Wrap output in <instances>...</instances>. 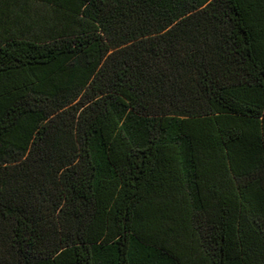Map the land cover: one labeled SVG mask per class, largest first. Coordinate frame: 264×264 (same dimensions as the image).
<instances>
[{
	"label": "trees",
	"instance_id": "trees-1",
	"mask_svg": "<svg viewBox=\"0 0 264 264\" xmlns=\"http://www.w3.org/2000/svg\"><path fill=\"white\" fill-rule=\"evenodd\" d=\"M0 264H264V0H0Z\"/></svg>",
	"mask_w": 264,
	"mask_h": 264
}]
</instances>
